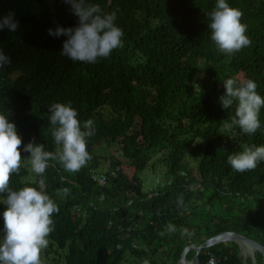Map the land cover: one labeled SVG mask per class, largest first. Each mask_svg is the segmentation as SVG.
I'll return each mask as SVG.
<instances>
[{"label":"trees","instance_id":"1","mask_svg":"<svg viewBox=\"0 0 264 264\" xmlns=\"http://www.w3.org/2000/svg\"><path fill=\"white\" fill-rule=\"evenodd\" d=\"M93 2L117 13L124 46L83 63L60 54L64 36L48 34L58 25L78 24L64 0H0V16L11 12L19 22L16 32L0 31V46L11 59L0 69V111L15 124L21 147L34 141L56 151L48 120L54 102H71L82 127L94 121L86 144L91 160L79 172L51 160L32 180L23 164L29 154L22 151L19 173L10 177L13 190L39 187L43 179L59 206L47 252L62 249L66 264H122L127 254L177 264L187 246L223 232L264 247V162L243 173L227 163L245 146L264 145V107L261 128L248 135L224 127L236 105L225 110L218 99L228 78L254 80L264 97V0H228L242 11L251 41L231 56L216 48L207 28L216 0ZM107 146L113 151L102 155ZM155 157L166 167L165 184L145 193L139 172ZM103 160L108 164L98 173ZM169 223L175 232L166 231ZM183 228L193 234L183 235ZM195 254L190 249L186 258ZM209 254L217 264H244L233 241L202 249L199 262ZM254 255L256 264H264L260 252Z\"/></svg>","mask_w":264,"mask_h":264},{"label":"clouds","instance_id":"2","mask_svg":"<svg viewBox=\"0 0 264 264\" xmlns=\"http://www.w3.org/2000/svg\"><path fill=\"white\" fill-rule=\"evenodd\" d=\"M73 15L78 18L76 27L57 26L48 34L55 38L64 36L60 54L72 61L95 63L99 58L109 57L113 50L124 46V32L116 24L117 13L105 12L93 0H64ZM210 39L216 48L229 56L250 45L246 35L247 24L241 22L243 13L231 7L228 0H216L214 9L208 13ZM19 22L14 13L0 16V31L16 32ZM11 63L0 46V69ZM224 92L218 97L223 109L235 104V112L225 123L226 129L239 127L244 134L252 135L261 128L259 119L264 97L257 91V83L252 79L238 82L228 78L223 83ZM48 120L55 152L46 151L43 144L30 141L22 145L16 126L8 119V113L0 111V264H41L40 253L49 243V234L55 230L53 215L59 206L45 191V181H38L39 187L24 186L13 190L9 186L10 177L18 174L21 167V152L28 153L31 170L43 176L49 161L56 160L68 172H79L91 160L86 150L87 137L95 134L94 121L88 119L83 127L78 119V111L71 102H54L48 108ZM264 162V145L245 146L243 151L227 157V163L236 172L255 169ZM63 196L68 188L60 190ZM183 205V197L177 198V206ZM167 232H175L174 224L166 225ZM182 234L191 236L188 228ZM160 235H164L161 232ZM144 264H150L148 260Z\"/></svg>","mask_w":264,"mask_h":264},{"label":"rangeland","instance_id":"3","mask_svg":"<svg viewBox=\"0 0 264 264\" xmlns=\"http://www.w3.org/2000/svg\"><path fill=\"white\" fill-rule=\"evenodd\" d=\"M52 22L54 24H56L55 18L52 20ZM103 149H104V151L101 152V154L105 155V156H107V154H110L113 151V149L111 147H108V146L103 148ZM115 157L117 159L122 158V156L119 152L116 153ZM190 162L192 164L194 163L192 159ZM23 164L25 166H27L28 172H29V178L33 180L35 178V173L31 170L30 159L25 160ZM106 164H108V163H106ZM106 164H104V160H103L102 166H101L100 170H98L97 172L98 173H104L103 170L105 169ZM152 165H154V167H152ZM165 169H166L165 165L162 162H159L157 157H155L152 159L151 164L149 166H147L146 168H144L143 170H141L139 172V176L141 177L142 182H143V192L149 193L152 191H156V189L159 186H162L163 184H165V180H166L165 176H164ZM201 239H203V238H201ZM197 242H199V241H197ZM197 242L195 244H193L194 246L193 245H191V246L192 247L199 246L200 244ZM238 245L240 246V256L242 257L243 263L247 264V261L249 260L251 264H256V259H255V255H254L255 251L251 250L248 246H246L242 242L238 243ZM48 249L49 248L46 247V248L41 250V253H40L41 264H66L65 256L63 254L62 249H59L56 247V249H58V251L47 252ZM195 258L196 257L188 260L185 257V260H186L187 264H194ZM145 260L146 259H144V258H140V257H137V256L132 255V254H127L126 259L122 262V264H144Z\"/></svg>","mask_w":264,"mask_h":264},{"label":"water","instance_id":"4","mask_svg":"<svg viewBox=\"0 0 264 264\" xmlns=\"http://www.w3.org/2000/svg\"><path fill=\"white\" fill-rule=\"evenodd\" d=\"M229 241H233V242H236V243H247V244H251L252 245V248L254 251H258L262 254L263 256V260H264V247L254 241L253 239H250L244 235H241L239 233H235V232H223V233H220L212 238H209L207 240H205L203 243H201L199 246L197 247H192V246H187L185 248V250L183 251L179 261L177 264H187L186 263V260H185V257H186V254L187 252L190 250V249H194L196 251V255H195V263L194 264H197L199 259H198V254L199 252L204 249V248H209L217 243H221V242H229Z\"/></svg>","mask_w":264,"mask_h":264},{"label":"built area","instance_id":"5","mask_svg":"<svg viewBox=\"0 0 264 264\" xmlns=\"http://www.w3.org/2000/svg\"><path fill=\"white\" fill-rule=\"evenodd\" d=\"M95 177H96V175L94 176V178H95ZM97 181H98L100 184L103 185V184L105 183V177H104L103 175H99ZM197 264H217V259H216L213 255L209 254L206 263H200V262H198Z\"/></svg>","mask_w":264,"mask_h":264},{"label":"bare ground","instance_id":"6","mask_svg":"<svg viewBox=\"0 0 264 264\" xmlns=\"http://www.w3.org/2000/svg\"><path fill=\"white\" fill-rule=\"evenodd\" d=\"M244 244H245L246 246H248L247 243H244ZM250 245H251V244H250ZM193 246H194V245H193ZM248 249H249V248H248ZM250 252H251V251H250ZM263 262H264V261H263ZM186 263H187V262H186Z\"/></svg>","mask_w":264,"mask_h":264}]
</instances>
